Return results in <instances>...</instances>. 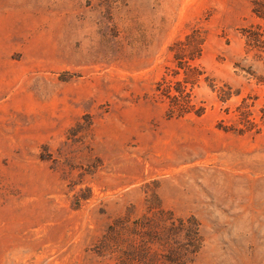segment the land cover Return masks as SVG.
Masks as SVG:
<instances>
[{"label":"rangeland","instance_id":"1","mask_svg":"<svg viewBox=\"0 0 264 264\" xmlns=\"http://www.w3.org/2000/svg\"><path fill=\"white\" fill-rule=\"evenodd\" d=\"M128 257L264 264V0H0V264Z\"/></svg>","mask_w":264,"mask_h":264},{"label":"trees","instance_id":"2","mask_svg":"<svg viewBox=\"0 0 264 264\" xmlns=\"http://www.w3.org/2000/svg\"><path fill=\"white\" fill-rule=\"evenodd\" d=\"M200 41H198L197 38H195L194 36H190L186 39L185 42L181 43L178 42L174 45V48L177 49V54L176 55V60H178L179 65L184 66V64H182V62H186V64H188V60H194L197 58L198 55H200L201 53V47H200ZM191 52L195 55H190L189 57H186L187 53ZM198 52V54H197ZM188 59L186 61H183V59ZM189 66V64L187 65ZM191 73H194L193 67L190 68V70L186 73L187 76L191 77ZM175 74V73H174ZM178 74V72L176 73V75ZM187 77L185 78V81H175L172 83V81H170V84L168 83L167 87L162 89L161 85L158 86L157 92H158V96L162 97L166 96L170 101H171V106L169 104V110H168V114L170 115H174L176 114L178 117H182L185 114H187L189 112V110H191L192 106L190 105V94L189 92H186V87L183 86V84L187 83L188 81ZM174 90L176 92V94L171 95V91ZM170 93V94H169ZM202 112L200 113H196L197 116H200ZM142 252V251H141ZM135 254V253H134ZM142 254V253H141ZM136 257H134V259H130L129 257L126 260V262L124 264H135L133 262V260H135Z\"/></svg>","mask_w":264,"mask_h":264}]
</instances>
